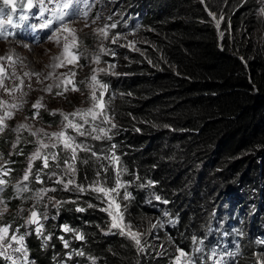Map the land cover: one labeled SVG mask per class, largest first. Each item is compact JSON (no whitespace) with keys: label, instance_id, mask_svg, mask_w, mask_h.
I'll return each mask as SVG.
<instances>
[{"label":"trees","instance_id":"1","mask_svg":"<svg viewBox=\"0 0 264 264\" xmlns=\"http://www.w3.org/2000/svg\"><path fill=\"white\" fill-rule=\"evenodd\" d=\"M136 3H147L150 12L145 29L135 33L142 42L137 54L125 55L126 80L113 104L116 127L88 140L86 148L97 160L78 153L79 160H90L74 163L71 191L59 186L42 236L32 231L25 237L34 264H169L177 248L189 252L183 238L200 231L215 211L244 210L254 223L264 224V29L255 26L264 25V0ZM209 13L224 14L220 29ZM43 119L47 126L56 124ZM22 140L17 151V141L5 133L0 137L8 180L15 183L24 177L33 151L32 138L23 134ZM113 155L126 169L130 215L152 224L143 194L135 191L143 179L179 221L177 232L166 228L159 236L172 240L165 251L164 240L160 252L149 244L139 251L118 233L105 232L106 203L91 188L95 182L114 186ZM248 258L236 264H250Z\"/></svg>","mask_w":264,"mask_h":264},{"label":"rangeland","instance_id":"2","mask_svg":"<svg viewBox=\"0 0 264 264\" xmlns=\"http://www.w3.org/2000/svg\"><path fill=\"white\" fill-rule=\"evenodd\" d=\"M256 1L260 2L262 0ZM89 2L91 3V8L88 10L89 15L86 19L72 18V21L68 22V27L74 31L78 38L76 48L71 47L73 39L71 34L61 31L56 35L54 34L59 30V22H56V25L49 32L44 33L43 39H39L34 44L25 42L12 46L0 42V57L10 56L15 61L12 64L8 60H0V65L5 68L7 74V78L3 80V87H0V101L6 102L5 104H0V117H4L6 112L12 114L10 119L5 118L3 125H0V137L5 133L8 137L17 141L13 145V149L15 148L17 151L21 149L19 146H23V143L21 145L19 143V141H24L22 140L23 134H28L33 142V151L28 155L25 163V172H28L29 176L27 181L23 178L18 183L9 181L8 174L4 175L8 168L6 165L8 158L2 157L0 154V179L6 181L5 185L0 186L4 189L3 192H0V201H2L0 202V227H8L7 238L3 241V244L7 245L10 243L12 245L11 248H7V253L12 259L17 261V264H33L29 259L25 246V237L32 231L36 233L37 225L28 223L31 212L35 210L38 214H41L40 224L44 220L49 219V208L52 207L51 202L54 201L58 187L61 186L65 192L71 191L70 187L73 183L68 184V181L73 179L74 171L72 169L74 168V163L81 162V164H84V161L90 160L87 158L79 160L78 153L80 152L83 156L95 159V155L90 153L89 148L87 151L83 150L89 147L88 140L94 139L93 137L95 136H100L101 138L106 136L104 132H100L98 129L103 128L108 133L112 124L117 123L113 104H115V100L119 99L118 90L110 91L107 87L106 93V90H102L99 87L94 89L91 77L95 75L99 83L103 80L102 84L107 85L113 79L123 80L125 77L123 69L127 61L125 55L133 51H135L136 55L138 52L136 50L142 43L140 37L136 36L135 33H118L125 32L128 28H122V26L116 24V22L125 23L127 21V18H121L122 14L119 12V8L125 6L124 0H89ZM0 7H4L3 0H0ZM44 7L50 9L54 7V3H48V0H45ZM4 15L5 17L12 15L14 23L16 21L21 22L19 20L21 15H27L29 19L32 17L37 18L34 20L35 24L43 22L39 20L41 19L39 11L35 7L26 10H16L15 12H12L10 8H5ZM262 16L263 14H261L260 18ZM45 17L51 18L50 12H45ZM223 17V14H221L220 17H216L215 21H219ZM113 23L117 25L116 28H111ZM255 26L259 30L264 29V25L260 23ZM100 29L106 30L107 38L100 32ZM26 30L32 35L37 33L36 27L27 28ZM113 37H118L116 43L112 42ZM65 43L70 45V52L79 55V59L73 63L68 62L70 59L68 55H62ZM11 47L13 49H10ZM57 57L61 59L57 60ZM97 57L99 58L98 62ZM53 65L61 66L53 67ZM101 69L104 71H100ZM25 73L28 75H25ZM37 73L39 74L38 76L35 75ZM49 88L51 91L47 90ZM73 88H77L79 91H73ZM5 89L11 91H5ZM93 91H95L97 97H99L101 91L104 92L103 100L101 101L106 105L104 116L99 117L95 121H91L89 117L90 123L84 125L82 129L86 132V135L79 136L74 130L64 128V124L67 122L64 121L63 116L76 112L78 109L83 110L92 107L91 95ZM36 104L40 106L34 107ZM11 105H17V107L13 108ZM44 117L55 120L56 124L47 126L43 122ZM105 117L111 118V123L104 122ZM69 118L76 123H83L79 116H70ZM21 125L24 127H21ZM93 127L97 130L93 131ZM62 129L67 135L73 136L76 143L81 146L76 149L75 161L71 159V152L65 150L60 141L51 136L52 133L60 132ZM52 144H56V147H52ZM42 145H48V147H43ZM37 150L40 152V158L34 159L33 156ZM53 154L56 156L55 159H53ZM43 157L48 158V167H44ZM109 162H112L111 159ZM113 166V171L116 174L117 168L114 164ZM119 171L120 180L124 187L119 189V195L113 194V197L115 202L120 205L119 212L123 216V223L131 225L132 231L142 234L140 237L142 247H144V244H149L157 252H160V247L164 240L168 243V246L163 248L161 252L165 251L171 246L172 240H167L165 237L159 238V236L165 235L166 226H171L172 221L167 214L162 212L161 202L147 193L146 188L151 189L152 185L150 183L144 184L141 180L138 187L144 189L135 188V191L147 193L145 204L159 214L158 218H152L151 224L146 218L130 215L133 204L132 196L130 194L131 191L128 189L130 186L128 185L125 168L120 160ZM57 181L61 182L58 183ZM17 185L21 188L26 186L28 190L18 192ZM50 189H55V191H50ZM125 192L129 194L128 199H124ZM37 193L40 194L39 197ZM100 196L102 197V194ZM102 200L105 202L103 198ZM57 202L58 200L56 204ZM5 207L7 211H5ZM106 208H108L107 203ZM110 211L115 213L116 209L113 208ZM106 213L108 215V225L105 232L107 234L118 233L121 235L119 230L110 227L111 217L107 211ZM44 215L47 216V219L43 218ZM133 220H137L139 223H146L147 225L141 226L140 224L135 226ZM42 233H44V226L41 229V234L38 235L36 233V235L42 236ZM212 234H217V231L213 229L204 233L205 236ZM13 235L24 237V252L14 251L20 245L11 241V236ZM121 236L134 244L126 235ZM4 250L3 247H0V251ZM190 254L195 264H197L196 253ZM176 255H178L177 252ZM176 255L170 258L169 264H174ZM0 260V264H11V260L6 256H0ZM214 260L215 258H211L207 263H212Z\"/></svg>","mask_w":264,"mask_h":264},{"label":"snow or ice","instance_id":"3","mask_svg":"<svg viewBox=\"0 0 264 264\" xmlns=\"http://www.w3.org/2000/svg\"><path fill=\"white\" fill-rule=\"evenodd\" d=\"M48 3H54V7L50 8V9L45 8L44 7L45 0H3L4 7H0V40H7L13 35L12 32L7 30L8 28L16 29L20 26V25L14 23L12 15H7L5 17L4 9L10 8L12 12H15L17 9V6L19 5L22 9L25 7L28 9H31L33 7L37 8V10L39 11V16L43 21L42 23L39 24L40 28H51L54 25V23L59 22V31L71 34L73 37L71 47L76 48L78 38L76 37L74 31L68 27V20L72 19V18H84V19H86L89 15L88 10L91 8V3L89 2V0H48ZM45 12H50L51 18L45 17ZM262 13H264V9H262ZM209 14L211 15V13H209ZM28 19H29V17L27 15H21L19 17V20L21 22L27 21ZM116 27H117V25L115 23L111 24V28H116ZM217 27H219V21H217ZM100 32L105 36V38H107V32L105 29H100ZM117 39H118V37H113L112 42L116 43ZM57 42H58V39H57ZM69 48H70V45L65 43L64 51H63L62 55H65V54L68 55L70 57L68 62L73 63L77 59H79V55L70 52ZM56 59L60 60L61 58L57 57ZM0 60H8L12 64L15 63V61L10 56L0 57ZM98 61H99V58L97 57V62ZM57 66H61V65H53V67H57ZM100 71H104V70L101 69ZM25 75H28V74L25 73ZM35 75L38 76L39 74L37 73ZM73 75H75V73H73ZM6 78H7L6 70L2 65H0V87H3V80ZM91 81L93 82L92 86L94 89L96 87H99L102 90H106L108 87L107 84L99 83L97 81V77L95 75H93L91 77ZM47 90L51 91L50 88ZM72 90L73 91H79V89H77V88H73ZM5 91L10 92L11 90L5 89ZM103 96H104L103 91L100 92L99 97H97L95 91H93V93L91 95L92 107L87 108V109H83V110L78 109L76 112L64 115L63 119H64V121L67 122L66 124H64V128L74 130L79 136H85L86 132L83 131L82 129L84 128V125L90 123L89 117L91 118V121H95L99 117L104 116V109H105L106 105L101 102L103 100ZM5 103L6 102L0 101V104H5ZM39 106H40L39 104L34 105V107H39ZM11 107L16 108L17 105H11ZM11 116H12L11 113L6 112L4 117H0V125H3V120L5 118L10 119ZM70 116H72V117L79 116L80 119L83 121V123L74 122L72 119L69 118ZM104 122L111 123V118L105 117ZM21 127H24V126L21 125ZM112 127L115 128L116 125L112 124ZM92 130L96 131L97 129L95 127H93ZM98 130L100 132H104L105 135H107V133L105 132V130L103 128H99ZM51 136L58 139L60 141V143L63 145V148L65 150H68L71 152V159L76 158V149L80 148L81 146L76 143L75 138L73 136L67 135L63 129L60 132L52 133ZM93 138L94 139H101L100 136H95ZM42 146L48 147V145H42ZM51 146L56 147V144H52ZM83 150L87 151L88 149H83ZM93 155H95V153H93ZM33 158L34 159L40 158L39 150H37V152L34 153ZM55 158H56V156H55V154H53V159H55ZM109 159H111V161L113 162V164L117 168L114 186L104 187V186L99 185L98 182H95L93 184L91 190L96 192V193L102 194L101 198H103L105 200V203L108 204V208H105L102 210L107 211L109 216L111 217L110 227L112 229L119 230L121 235H126L130 240H132L134 242L135 246L137 247V249L139 251H143L144 249L142 247V243H141V239H140L142 234L139 232H136V231H132L131 225H125L123 223V216L119 212L120 205L115 202V199L113 197V194L119 195V189L124 187L123 183L120 180L119 157L113 155ZM43 161H44V167H48L49 166L48 165V158L43 157ZM65 163H67V161H65ZM73 171H74V169H73ZM4 175H7V172H5ZM97 175H99V173H97ZM28 178H29L28 172H25L23 179L25 181H27ZM57 182L60 183L61 181H57ZM72 182H73L72 180H69L68 184H71ZM5 184H6V181L3 179H0V186L5 185ZM16 187H17L18 192L28 190L26 186L21 188L19 185H17ZM3 190L4 189L2 187H0V192H3ZM79 190L84 191V189L82 187ZM50 191H55V189H50ZM37 196L39 197L40 194L37 193ZM128 198H129V194H127L125 192L124 199H128ZM156 199H160V197H156ZM0 202H2V201H0ZM57 203L59 204L60 202L58 201ZM89 207H92V205H89ZM113 208L116 209L115 213L110 211V209H113ZM83 210L84 209H82V208L77 209V211H83ZM5 211H7L6 207H5ZM40 215L41 214H38L37 211L33 210L31 212V215H30L29 220H28V223L37 225L35 231L38 235L41 234V229L43 228V225L39 223ZM43 218L47 219V216L44 215ZM153 227H155V225H153ZM64 231L68 232V231H72V230L70 228H68L67 226H65ZM7 233H8V227L7 226L0 227V247H3L5 249L4 251H0V256H6L9 260H11V264H17V261L15 259H12V257L7 253V248H11L12 245L10 243L7 245L3 244V241H5V239L7 238ZM50 238L51 237L49 236V237H46L45 239H50ZM76 238L82 240L84 237L80 234H77ZM23 240H24L23 236H19V237L15 236V235L11 236V241L20 245V247H17L14 249L15 252H24L25 251L24 245H23ZM64 247H68L67 241H65ZM195 251H200V249L197 248V249H195ZM176 252L178 253V255H176V257H175L174 264H195V261L191 258L190 253H187L183 249H180V248H177ZM78 255H83V253H78ZM257 264H264V260L258 259Z\"/></svg>","mask_w":264,"mask_h":264},{"label":"clouds","instance_id":"4","mask_svg":"<svg viewBox=\"0 0 264 264\" xmlns=\"http://www.w3.org/2000/svg\"><path fill=\"white\" fill-rule=\"evenodd\" d=\"M136 2L137 0L134 2L124 0L125 6L119 8V12L122 14L121 18L125 17L127 18V21L125 23L116 22V24L122 26V28H128L125 32H116L130 34L145 29L144 27L147 22L146 17L150 10L146 9V7H148L147 3L140 4ZM137 7L141 9L137 11ZM210 16L215 23V28L217 30L220 29L224 17L219 20V27H217V21H215L217 18L213 13H211ZM70 21H72V19L68 20V22ZM220 39L221 36L219 35V41ZM125 77L120 81L113 79L108 85L109 90H118L117 92L120 93L121 85L126 80ZM101 83H103V80H101ZM140 189L142 190L144 188ZM140 193L143 194L142 201L144 206L149 210V213H151L154 218H158V212L151 210L145 204L147 193L152 195L155 199L156 196L150 190H147V193ZM157 200L160 201L159 199ZM161 210L164 214H167L172 221V225L166 226V228L173 233L177 232L179 221H176L168 210H166L165 203L163 202H161ZM249 218V215H247L244 210L240 209L231 212V215H218L217 211H215L212 218L209 219L210 222L205 221V223L201 225L200 231L197 229L194 232H191V234L183 238V240L188 244L189 253H196L197 264H236L238 259H243L246 256L251 260L250 264H257L258 259L264 260V224L258 222L254 223ZM213 229L217 231V234H212L210 236L204 235L207 230ZM197 248L200 249V251H195ZM211 258H215V260L212 263H207ZM31 262L34 264L33 260H31Z\"/></svg>","mask_w":264,"mask_h":264},{"label":"bare ground","instance_id":"5","mask_svg":"<svg viewBox=\"0 0 264 264\" xmlns=\"http://www.w3.org/2000/svg\"><path fill=\"white\" fill-rule=\"evenodd\" d=\"M31 23L32 21H29L27 23L20 25L16 29H7L8 31L12 32L13 35L7 40H0V42H3V44L12 45V46H15L14 44L18 45V44L25 43V42L33 44L34 42L37 41L38 38L39 39L43 38V34L45 30H51L55 26V23H54V25L51 28H40L39 26L35 24V27L37 28V32L39 33V35L33 37L32 35H29L28 33H26V30H25L26 25H31ZM58 32L60 31L57 30L54 34L56 35ZM10 49H13V48L11 47Z\"/></svg>","mask_w":264,"mask_h":264}]
</instances>
